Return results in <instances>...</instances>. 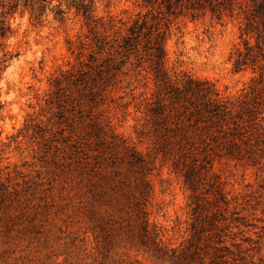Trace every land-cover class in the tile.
I'll return each mask as SVG.
<instances>
[{"label": "rangeland", "instance_id": "rangeland-1", "mask_svg": "<svg viewBox=\"0 0 264 264\" xmlns=\"http://www.w3.org/2000/svg\"><path fill=\"white\" fill-rule=\"evenodd\" d=\"M81 2L91 4L94 17L106 24L111 18L123 29L136 13L146 12L142 0H0V27L9 28L0 37V181L8 186L4 194L0 188V264H162L128 243L115 241L105 252L89 228L93 198L72 143L96 124L109 123L148 151L149 141L137 137L143 114L135 104L151 97L154 87L150 74L137 75L126 64L91 96L80 99L73 89L70 96L60 91L55 97L52 78L88 62L96 50L76 7ZM236 12L220 20L171 18L164 29L166 68L211 80L224 98L248 92L256 73L235 70L231 58L241 47L242 16ZM97 30L104 34L100 26ZM105 51L94 56L102 67ZM260 87L261 120L245 153L215 158L213 175L200 186L204 191L214 182L222 188L231 225L227 243H236L231 248L239 264H264V82ZM65 97L72 106L62 109ZM152 165L149 222L163 230L170 245L185 243L189 191L170 161L156 155Z\"/></svg>", "mask_w": 264, "mask_h": 264}, {"label": "trees", "instance_id": "trees-1", "mask_svg": "<svg viewBox=\"0 0 264 264\" xmlns=\"http://www.w3.org/2000/svg\"><path fill=\"white\" fill-rule=\"evenodd\" d=\"M141 6L146 12L136 13L123 29L111 18L106 24L101 17H94L90 3H79L77 10L89 27L96 50L88 54L92 60L60 72L51 80L55 97L60 91H69L60 96H70L74 89L80 99L91 96L94 88L102 86L126 64L137 75L141 71L150 74L153 81L151 97L135 104L143 114L137 137L149 141L148 151L138 149L109 123L96 124L72 143L75 161L87 175L93 198L87 208L89 228L105 252L116 241L122 246L128 243L162 264H239L241 258L231 248L236 243H227L231 225L227 222L224 192L214 182L204 191H200V186L213 175L215 158L243 156L244 144H248L250 135L255 133L252 129L260 124L264 0H142ZM235 10L242 16L241 47L234 48L231 58L235 70L248 67L256 73L250 79L248 92L224 98L211 80L186 72L171 73L166 68L164 29L171 18L181 15L198 19L209 15L220 20ZM98 26L104 34H98ZM8 29L2 25L0 37ZM108 30H112L111 38L105 33ZM104 51L108 57L102 67L94 56ZM67 99L59 103L62 109L72 106ZM80 111L79 107L77 112ZM156 155L170 161L171 169L189 191V236L185 243L176 246L166 242L163 230L148 218L152 193L149 174ZM7 187L0 181L3 194Z\"/></svg>", "mask_w": 264, "mask_h": 264}]
</instances>
